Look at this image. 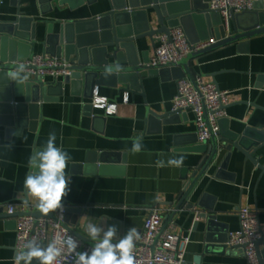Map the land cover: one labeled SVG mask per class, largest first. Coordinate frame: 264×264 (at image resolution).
Masks as SVG:
<instances>
[{
    "label": "crops",
    "instance_id": "obj_1",
    "mask_svg": "<svg viewBox=\"0 0 264 264\" xmlns=\"http://www.w3.org/2000/svg\"><path fill=\"white\" fill-rule=\"evenodd\" d=\"M62 7L50 8L38 0H4L0 8V36L10 24L23 21L25 38L37 43L33 56L45 55L48 28L59 35L68 23L100 18L110 12L108 0H67ZM108 24V21H105ZM194 29L196 24H193ZM35 38V39H34ZM213 39V38H211ZM159 36L154 41L136 43L139 60H151ZM26 53V49L23 50ZM48 55V54H46ZM195 76L216 83L230 92L227 116L222 124L225 133L245 136L249 145L264 140V35L251 41L249 55H239L235 46L224 47L192 61ZM179 71L152 70L133 93L119 95L111 87L98 88L100 96L118 105L117 113L107 116L92 106L86 88L65 84L53 88L42 103L27 105L18 97L14 121L4 116L0 123V208L5 214L9 203L21 208L23 182L29 172L28 160L34 150L42 149L51 132L56 134V146L69 155L66 174L71 177L69 193L62 203L81 208L84 214L76 231L88 238L87 225L105 229L116 225L118 236L136 227L144 228L152 208H160L164 218L173 213L194 173L205 155L197 147L194 115L184 112L160 120L147 121V110L159 115L172 111L177 93ZM65 76L59 77L64 81ZM50 75L46 81H53ZM187 79H189L187 77ZM0 77V107L8 109L13 91ZM129 95L130 102L123 98ZM31 107V108H30ZM142 138V150L132 153V142ZM184 157L182 167H159L158 160ZM257 156L264 164V147ZM36 201L25 206L36 211ZM191 210H181L174 219L176 233L190 239L185 263L247 264L242 249H225L218 241L225 232L240 230L239 211L249 207L259 213L264 232V173L233 150L220 149L217 160L194 190ZM201 215H204L202 217ZM201 216V217H200ZM214 218L215 233H209V221ZM15 219V218H14ZM14 219L0 217V264H15L16 225ZM84 242V241H83ZM87 244L86 242H84ZM89 245V244H87ZM91 246V245H90ZM32 264H39L33 260Z\"/></svg>",
    "mask_w": 264,
    "mask_h": 264
},
{
    "label": "water",
    "instance_id": "obj_2",
    "mask_svg": "<svg viewBox=\"0 0 264 264\" xmlns=\"http://www.w3.org/2000/svg\"><path fill=\"white\" fill-rule=\"evenodd\" d=\"M67 0H38L40 5L62 7ZM111 10L104 16L88 21L68 23L61 34L51 37L52 29L48 28L47 38L43 45L44 54L64 59L67 65L62 70L71 73L65 76L64 81L55 78L53 81H46V78L32 76L30 70L35 68L26 66L27 80L19 85L7 77V73L12 71L19 64L33 57V49L37 43L32 38H25L22 35L23 21L10 24V28L0 36V77H4L2 82L7 85L12 92L11 98L6 103H10L8 109L0 107V123L4 116L14 121L15 112L19 109L18 104H14L18 97H25V104L42 103L46 95L53 88H61L64 83L72 86L83 85L88 92V98L93 99L94 91L100 87H111L117 89L119 95L125 92L133 93L140 85L142 96L144 93V80L150 76L152 70L172 69L179 71L177 80L189 78L195 79L192 68V61L204 55L217 51L221 48L235 46L239 55H249L251 52V41L264 35V0H254V9L238 15H232L231 25L228 30L224 27L221 16L218 12L209 10V0H108ZM108 21V24H105ZM193 24H196L194 29ZM182 27L191 44L202 41H209L213 38L216 43L189 55L178 65L150 66V60H139L136 43L141 40L149 39L154 41L157 36L165 35L171 40V30ZM35 39V38H34ZM26 49V53L23 50ZM119 65L123 71L105 77L104 72L109 65ZM92 106V105H90ZM93 107V106H92ZM31 108V107H30ZM181 111L168 112L159 115L147 110V121L152 117L160 120L168 119L171 116L180 115ZM204 119L209 124L208 112L205 110ZM225 119L220 121V130L216 134L211 130V139L205 144L197 147L205 155V158L198 170L194 173L192 180L186 184L187 187L180 202L171 215L164 219L161 233L174 222L178 212L193 208L189 200L199 185L211 165L217 160L220 149L232 152L237 150L250 161L255 167L264 173V164L257 153L264 147V140L259 143L249 145L245 136L235 133H225L222 124ZM197 137V135H196ZM84 214L81 208L70 207L67 210L66 222L69 231L80 240L91 245L93 242L80 235L76 231L80 223V216ZM34 216L35 218H53L51 213L41 214L38 210L18 212L11 216L5 214L0 208V217L14 219L19 216ZM204 217V215H201ZM200 216V217H201ZM214 218L209 221V229L215 225ZM214 229L209 233L213 234ZM159 238H157L156 243ZM214 244H220L225 249H242L244 246L230 247L228 245L229 233L220 235L218 241L211 240ZM256 252L259 264H264V232L256 242ZM187 264V263H185ZM195 264H200L199 260Z\"/></svg>",
    "mask_w": 264,
    "mask_h": 264
},
{
    "label": "built area",
    "instance_id": "obj_3",
    "mask_svg": "<svg viewBox=\"0 0 264 264\" xmlns=\"http://www.w3.org/2000/svg\"><path fill=\"white\" fill-rule=\"evenodd\" d=\"M4 0H0V8ZM254 9V0H209V10L218 12L221 16L224 27L228 30L231 25L232 15H238ZM214 39L191 44L182 27L171 30V40L165 35L159 36V45L155 47V55L149 61L150 66L178 65L192 53L215 44ZM30 70L32 76L53 78L68 76L62 70L67 65L64 59L50 55H36L23 62ZM230 92L221 90L214 82H205L202 77L195 76L194 81L184 78L178 80L177 93L173 99L172 111L191 112L194 115L196 125V135L199 144H205L211 139V130L214 134L220 130V121L226 118V108L229 106ZM123 102H130L129 95L123 98ZM92 106L97 110H103L107 116L117 113L118 105L100 96L98 88L95 89ZM205 110L208 112L209 124L207 125L204 116ZM70 207L63 204L62 212H53V218H35L34 216H19L14 219L16 225V247L22 242L36 237L42 246L53 238L66 239L73 236L79 240L77 251H89L90 245L85 244L77 236L72 234L66 222L67 210ZM31 211L28 206L18 207L16 203L7 205L6 213L15 215L18 212L25 213ZM61 215L63 218H61ZM238 217L240 220V230L238 233L230 234L228 245L230 247L244 246V254L247 264H259L256 242L261 238V225L259 213L249 207L242 208ZM164 216L160 208L155 207L150 210L144 228L140 234V239L136 241L134 256L136 264H185V254L190 239L183 234L176 233L175 226L171 223L168 228L161 233L164 225ZM157 238H159L156 243ZM75 256L68 255L65 249L64 254L58 259L56 264H74Z\"/></svg>",
    "mask_w": 264,
    "mask_h": 264
},
{
    "label": "clouds",
    "instance_id": "obj_4",
    "mask_svg": "<svg viewBox=\"0 0 264 264\" xmlns=\"http://www.w3.org/2000/svg\"><path fill=\"white\" fill-rule=\"evenodd\" d=\"M123 71L117 63L106 67L104 75L108 77L114 73ZM26 65L19 64L12 71L7 73L8 79L19 85L27 80ZM142 138L132 142V153H139L142 150ZM56 134L51 132L42 149L34 150L28 160L29 172L23 182L24 196L23 203L27 205L29 199L36 201L35 208L43 215L63 211V198L70 191L69 184L71 177L66 174L68 153L61 147L56 146ZM184 164V157L169 158L167 162L158 160L159 167L172 166L180 168ZM61 218L63 216L61 215ZM88 238L93 242L90 252H79V240L73 236L66 239L53 238L47 246L33 237L22 242L18 247L15 264H32L37 260L39 264H56L64 254L65 249L68 255H74V264H136L134 249L140 234L136 227L128 229L122 237L118 236L116 225L108 226L106 229L95 224L87 225Z\"/></svg>",
    "mask_w": 264,
    "mask_h": 264
}]
</instances>
